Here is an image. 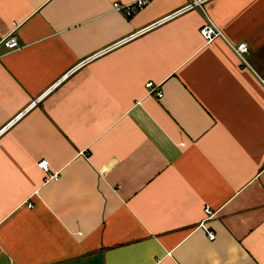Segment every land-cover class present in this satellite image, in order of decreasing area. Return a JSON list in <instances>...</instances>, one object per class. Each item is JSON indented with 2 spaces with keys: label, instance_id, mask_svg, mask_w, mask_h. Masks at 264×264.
<instances>
[{
  "label": "crops",
  "instance_id": "obj_1",
  "mask_svg": "<svg viewBox=\"0 0 264 264\" xmlns=\"http://www.w3.org/2000/svg\"><path fill=\"white\" fill-rule=\"evenodd\" d=\"M131 1L0 0V264H264V0Z\"/></svg>",
  "mask_w": 264,
  "mask_h": 264
},
{
  "label": "built area",
  "instance_id": "obj_2",
  "mask_svg": "<svg viewBox=\"0 0 264 264\" xmlns=\"http://www.w3.org/2000/svg\"><path fill=\"white\" fill-rule=\"evenodd\" d=\"M205 1L206 0H189L183 6L177 8V9L171 11V12H169L166 16H164V17H162V18H160L158 20H155L154 22H152L149 25L141 28L140 30L132 33L130 36H127V37L123 38L120 41H123V40H125V39H127V38H129L131 36L137 35L138 33H141V32H143V31H145L147 29H150V28H152V27H154V26H156V25H158V24H160V23H162V22H164V21H166V20H168V19H170L172 17H175V16H177V15H179V14H181V13L187 11V10L194 9V8H196V9L199 8V9H201V11H204L203 10V4H204ZM146 3H147V0H133V1L127 2V3L113 2L112 3V9L115 10V11L121 12L125 16H129V15H131L133 13V11H137V10L142 9L145 6ZM199 33L201 34V36L203 37V39L206 42H209V41H211L212 39H214L216 37L224 38L221 30L212 22V20L206 14H205V18H204L202 24L199 26ZM227 43L229 44V46L233 50V52L237 55V57L239 58L241 63H246L247 64L246 59H245V54L249 50L247 43L246 42H239L237 44H232L230 42H227ZM3 44H4L5 47H7L9 49L19 48V43H18L17 37L13 33L10 34L9 36H7L3 40ZM79 65H80V63L76 64L70 71H72L73 69H75ZM69 72H67L65 75H67ZM65 75L62 78H64ZM55 84H53L50 88H52ZM151 86H152V82L145 83V87H151ZM156 94H157V96H161L162 95L161 90L157 89ZM43 95H44V93L41 94L40 96H38L37 98H35V100H33L29 104V106L32 105L36 100L40 99ZM17 117L18 116L14 117L9 122V124H11ZM37 167L39 169H41L45 173L47 179H57L58 178V173L57 172H51V168H50V166H49V164H48L46 159H44V158L40 159L37 162ZM204 212H205V218L201 222H199L198 227L202 228L205 231L206 236H207V238L209 240H214L216 235H215V233L212 230H209L207 228V223H206L207 219L209 217H211L212 212H211V210H210V208L208 206L204 207Z\"/></svg>",
  "mask_w": 264,
  "mask_h": 264
}]
</instances>
